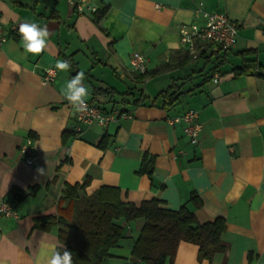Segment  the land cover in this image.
Here are the masks:
<instances>
[{
	"label": "crops",
	"instance_id": "1",
	"mask_svg": "<svg viewBox=\"0 0 264 264\" xmlns=\"http://www.w3.org/2000/svg\"><path fill=\"white\" fill-rule=\"evenodd\" d=\"M96 13L77 14L66 0H0V202L16 216L0 214V264H43L45 245L58 246L55 229L34 228L36 217L56 214L66 184L88 178L84 192L101 186L119 190L122 201L139 205L157 199L161 207L186 206L203 223L220 217L222 250L198 259L197 245L180 241L164 264H264V0H91ZM224 12L237 23L236 43L222 54L180 40L182 24L202 25L195 13ZM47 25L46 50L25 55L22 22ZM134 51L146 71L131 70ZM193 55H196L194 58ZM68 60L70 68H55ZM10 61L14 63H9ZM19 66L18 70L15 67ZM247 66L248 72L233 69ZM47 68L53 82L42 84ZM85 73L87 100L131 117L102 127L76 120L61 89L73 72ZM218 75L217 82L213 75ZM176 91L168 102L162 90ZM187 109L197 111V143L183 122L169 123ZM106 135L104 147L98 146ZM32 140L34 161L23 162L18 147ZM153 157L150 174L140 172ZM45 171L44 176L37 169ZM33 193L13 200V189ZM198 196L200 204L190 200ZM123 237L101 264H131V248L144 223L120 219ZM134 264H148L139 261Z\"/></svg>",
	"mask_w": 264,
	"mask_h": 264
},
{
	"label": "trees",
	"instance_id": "2",
	"mask_svg": "<svg viewBox=\"0 0 264 264\" xmlns=\"http://www.w3.org/2000/svg\"><path fill=\"white\" fill-rule=\"evenodd\" d=\"M215 70L221 63V56L216 52ZM235 74L248 72L242 65L233 69ZM76 72H73V76ZM264 75V74H262ZM176 91L162 90L171 103ZM104 135L98 146L104 147ZM153 169V157L144 158L140 172L150 174ZM88 178L81 183L66 184L59 198L56 214L36 217L34 228L44 231L56 230L57 250L64 247L72 252L73 264H101L109 256V250L116 247L123 237V230L118 223L120 219L127 223L142 218L144 223L131 248V264L144 261L148 264H164L167 258L172 259L175 248L180 241L197 245L198 259L210 260L222 250L221 233L225 221L220 217L199 223L186 206L178 210L161 207L157 199L143 201L139 205L122 201L119 190L111 186H101L86 196L84 189ZM35 188L26 190L13 189V200L20 201L33 193ZM190 200L198 205L200 200L192 194Z\"/></svg>",
	"mask_w": 264,
	"mask_h": 264
},
{
	"label": "built area",
	"instance_id": "3",
	"mask_svg": "<svg viewBox=\"0 0 264 264\" xmlns=\"http://www.w3.org/2000/svg\"><path fill=\"white\" fill-rule=\"evenodd\" d=\"M77 14L96 13L97 7L91 4V0H66ZM196 14H201L204 18V23L198 25L195 23L182 24L179 29L180 40L186 43L191 51L194 49L195 42H203L212 47V49L219 54H225L233 49L236 43L237 23L230 19L224 12L206 11L197 6L195 8ZM260 19V28L264 33V17ZM7 32L0 26V44L6 42L8 36ZM194 58L196 55H193ZM130 68L137 73H144L146 71L145 56L134 51L129 60ZM49 69L52 71L50 72ZM56 77L55 68H47L42 75V84H48L54 81ZM218 75H213V81L217 82ZM88 110L82 113L76 112V120L83 124L96 123L99 126L107 127L111 123H118L120 120L130 118L131 115L127 110L119 107H112L106 111L101 106L93 101L86 100ZM197 111L187 109L182 115L169 119V123L173 124L175 121L183 122V131L189 138L190 143L195 144L199 138L200 124L197 121ZM18 151L23 162L32 164L34 161V148H32L31 138H27L19 145ZM0 214L6 217H15L16 211L14 206L8 200L0 202Z\"/></svg>",
	"mask_w": 264,
	"mask_h": 264
},
{
	"label": "clouds",
	"instance_id": "4",
	"mask_svg": "<svg viewBox=\"0 0 264 264\" xmlns=\"http://www.w3.org/2000/svg\"><path fill=\"white\" fill-rule=\"evenodd\" d=\"M18 33L21 37V45L25 55L39 56L43 53L49 43L50 31L47 25L41 27L36 22H22L19 24ZM9 63H14L10 61ZM18 70L19 66H15ZM55 68L60 71H66L70 68L68 60H57ZM51 72L52 70L49 69ZM85 73L79 71L64 86L61 91L71 108L82 113L88 110L86 103L89 95L88 87L84 84ZM39 176H44L45 171L42 168L37 169ZM47 255L43 264H73L72 252L64 247L63 251L57 250L54 245H45ZM39 264V262H38Z\"/></svg>",
	"mask_w": 264,
	"mask_h": 264
}]
</instances>
